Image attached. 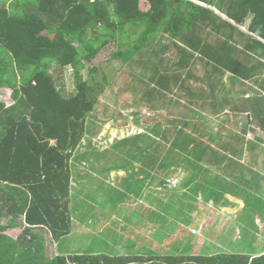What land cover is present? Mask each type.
<instances>
[{"label":"trees","instance_id":"trees-1","mask_svg":"<svg viewBox=\"0 0 264 264\" xmlns=\"http://www.w3.org/2000/svg\"><path fill=\"white\" fill-rule=\"evenodd\" d=\"M145 1L149 5L146 10L140 9L139 0H0V91H12L9 106H5L0 96V219H5L0 222V264H264V240L262 244L257 238V243L254 241V234L262 232L260 227L264 226V204L258 200L253 203L251 194L244 191L247 183L241 179V171L227 172L228 168L244 166L241 158L247 153H252L251 163L256 156L254 150L264 155V0H194L211 6L225 18L190 0ZM239 27H245L246 31ZM211 35L215 38L209 42ZM110 42L117 46L114 57L125 65H140L149 72L141 99L151 110L156 109L154 100L162 97L179 100L172 95L173 90L185 91L201 101L191 110L196 120L186 115L181 119L167 118L172 125L181 122V126L162 129L157 123L149 128L148 134L136 133L115 141L112 151L119 146L134 145L136 153L131 157H138L143 166L188 170L182 183L189 190L182 192L187 198L208 186H211L208 197L222 207L226 203L225 194L242 196L244 207L235 214V220L243 218L236 225L238 235H231L228 246L211 245L216 251L207 253L206 249L193 248L202 240L194 246L188 243L181 246L175 240L169 250L159 254L151 243L138 246L135 235L126 239L132 241L114 246L110 253L47 254V235L59 245L58 240L72 231L70 204L75 198L71 185L75 160L90 155L96 161L105 152L91 149L90 153L81 154L78 149L89 131L86 119L109 83L104 73L99 81H93L95 67L88 70V79L82 71L85 62L92 61ZM171 47L177 59L164 60L168 63L162 67L165 72H161L160 55ZM136 54L141 57L135 59ZM144 56L158 61H152L151 57L146 61ZM195 60L202 63L206 82L197 92L192 91L186 80H180L182 70H186V79L194 78L191 68ZM66 67L72 71L74 85L70 90L65 86ZM249 81L259 87V92L253 93ZM237 85L240 92L234 93L232 88ZM207 101H211L208 108L219 125L214 133L213 120L199 116L209 110L204 107ZM226 110L234 115L247 112L250 120L245 124L253 123V129L261 130L260 140L246 137L240 128L222 135L229 114H225ZM159 136L163 139L168 136V144L156 140ZM88 163L93 167L92 162ZM206 166L223 172L215 177L205 172L199 179L201 182L196 181V175ZM119 169L124 166H104L100 172ZM129 172L131 180L123 181L128 193L133 183L143 184L151 178L146 171V176L132 178L133 167ZM256 174L253 172V178ZM170 192L168 199L154 198L150 202L158 208L164 205L170 208V204L175 206L182 201L184 196ZM172 199L176 202L168 201ZM186 206L178 205L180 209ZM175 210L176 206L169 214L187 225L188 218H181ZM150 211L151 221L155 222L157 211L153 208ZM21 224L17 237L6 233ZM158 226L153 225L152 229L161 240L169 226L163 229ZM241 234L245 236L244 242L240 241Z\"/></svg>","mask_w":264,"mask_h":264},{"label":"rangeland","instance_id":"rangeland-1","mask_svg":"<svg viewBox=\"0 0 264 264\" xmlns=\"http://www.w3.org/2000/svg\"><path fill=\"white\" fill-rule=\"evenodd\" d=\"M217 14L221 15L219 12ZM221 17L225 18L223 15ZM239 28L246 31L245 27ZM214 38V35H211L208 41L212 42ZM166 39L163 42L166 43ZM116 50L117 46L110 42L94 56L92 61L85 62L86 67L82 71L85 79H88L87 77L90 75L88 70L95 67L96 71L92 73L93 81H99L102 73H104L108 77L109 83L104 86L103 92L99 94V103L96 104L94 111L86 119L89 131L78 151L81 154L90 153L91 149L99 153L103 150L105 152L104 154L101 152L103 156L96 159V161L90 155H84V158L77 160L74 159L76 162L74 163V170L72 168V193L75 194V198L72 199L70 204L73 211L72 231L68 236L58 240L59 245L47 235V254L53 256L58 252L73 253L74 251L110 253L113 251L114 246L117 247L120 242L132 241L126 239H133L135 235L137 236L138 246L142 247L147 243H151L152 248L157 249L159 254H164L169 250L171 243L175 240L181 246L185 243H188V246H194L196 241L202 240L198 241V247L194 246L193 248L206 249L207 253L216 251V248L211 247V245L228 246L231 235L233 233L238 235L239 230H236V225L241 222L243 217L240 216V219L236 221L235 216H233L235 209L234 211L231 209L226 210L224 207L214 204V200L208 197L211 186L204 187L197 195L191 194L190 198H187L182 192L187 193L189 190L187 187L182 186V183L189 174L188 170L159 168L156 165L143 166L141 160L137 159L138 157H131L132 154L136 153L134 145L132 147L129 145L119 146L118 149L112 151L111 147L115 141L136 133L148 134V132L150 133L149 128L155 127L157 123L162 129H173L174 126H181V122H175L172 125L167 121V118L174 116L181 119L186 115L188 118L196 120L197 116L195 117L191 110L201 103L200 100H195L185 91L173 90L172 95L179 100L174 102V100L169 101L167 96L162 97L160 100L152 101L156 109L151 110L141 99L146 89V77L149 72H146L140 65H125L120 58L113 56L117 52ZM166 53L175 55L173 57L168 56V58L177 59L176 52L172 47ZM140 57L141 54L135 55V59ZM166 63L168 62H164V64ZM159 68L161 72H165L161 66ZM71 73L72 71L66 67L64 80L66 89L69 90L74 85ZM191 74L196 79H186V70H182L180 80H186L192 91L197 92L198 87L205 86L204 68L199 60L194 61ZM226 77L224 75L223 79L226 80ZM239 88L237 86V89ZM252 88L255 90L254 92H259L257 91L258 86L252 84ZM0 93L5 102L11 101L9 96H5L1 91ZM209 113V110H204L199 116H205L204 120L209 119L212 121L214 117ZM212 125L214 126L213 133L219 130V125L216 124L215 120H213ZM251 127L249 130H254L255 134L246 129L239 130L250 139L260 140L261 132L257 128L253 129V125ZM228 128H232L231 124H228ZM226 129L224 127L221 131L222 135L227 132ZM168 138L167 136L163 139L159 136L156 140H159L162 144H168L166 142ZM136 143L143 145L141 141ZM124 148H130L131 150L126 151ZM121 151L124 153H120ZM254 153L256 156L253 163H251V155L241 158V162L244 166H250L252 171L259 170L261 172V165H264V156L257 150ZM88 161L92 162L93 167H90ZM161 161L165 162L164 160ZM110 165L124 166V169L109 173L100 172L102 167ZM131 167L135 172L132 178H142L146 176V172L149 173L151 178L146 179L143 184L133 183L128 193L123 181L125 178H129L128 181L131 180L128 176ZM202 168L196 175V181L201 182L199 179L205 172L210 177L220 176V173H222V171H217L212 166ZM252 171H245L243 173L244 177H252ZM256 171L255 173H257ZM254 178L256 180V177ZM159 180H163L164 183L162 185L158 184ZM208 180V183H211V179ZM216 184L215 187L220 192L218 183ZM170 191L177 192L178 197L184 196L180 202H176V199L168 201L176 202V214L180 217L183 216L181 218H188L187 225L179 223L177 218L169 214L173 211L174 204H170V208L165 207V205L158 208L153 202H150L154 198L168 199L167 195L171 193ZM262 197L264 198V195ZM182 203L187 206L180 209L178 205L181 206ZM236 205L235 203L234 207ZM188 206H193L194 209L188 211ZM151 208L157 211L153 219L155 222L151 221ZM0 222H5V219L1 218ZM153 225L154 227L159 225L162 229L169 226V230L166 231L167 234L161 236V240L156 237L157 231L152 229ZM22 227L23 224L16 228L7 229L6 233L15 238L21 233ZM122 234L126 236L125 239L122 238ZM254 235V241L256 242L257 238V242L262 244V238L256 233ZM244 240L245 236L241 234L240 241L244 242ZM206 244H208V247L203 246Z\"/></svg>","mask_w":264,"mask_h":264},{"label":"crops","instance_id":"crops-1","mask_svg":"<svg viewBox=\"0 0 264 264\" xmlns=\"http://www.w3.org/2000/svg\"><path fill=\"white\" fill-rule=\"evenodd\" d=\"M190 1H194V0H190ZM194 2H196V3H199V4H201L202 6H204V7H208V8H212L211 6H207V5H205V4H203V3H200V2H198V1H194ZM149 6V5H148ZM141 9V8H140ZM214 11H216L214 8H212ZM141 10H143V9H141ZM217 13H218V11H216ZM215 12V13H216ZM168 55L169 54H167V53H165V54H161L160 55V59L159 60H161L162 61V64H161V67H163V66H165V64H164V60H166V59H169L168 58ZM145 58V60L147 61L150 57H151V60L152 61H158L157 59H155V58H153L152 56H144ZM162 70H163V68H162ZM195 78V77H194ZM196 79V78H195ZM251 82V81H250ZM248 82V84H251V89H252V91H253V93H257V92H254L255 90L252 88V84L254 85V86H257V85H255L253 82ZM205 84H206V82H205ZM238 86V85H237ZM237 86L236 87H233L232 88V90H233V92L234 93H236V92H238L239 91V89H237ZM200 88V87H199ZM202 90V87H201V89H200V91ZM244 90H245V92H247L248 93V95H251L250 93H251V91H249V89L248 88H244ZM204 92H206L207 91V88H205L204 90H203ZM257 91H259V89L257 90ZM240 92V91H239ZM240 96H241V94H240ZM245 96H247V95H245ZM232 102V101H231ZM210 103H211V101H207L206 103H205V106L204 107H206V109H209L208 107L210 106ZM237 104V103H236ZM245 109H247V107H244ZM226 109H230L228 106H226ZM209 114L210 115H212L211 114V111H210V109H209ZM229 112L226 110L225 111V114H228ZM245 115L248 117V119L246 120L245 119ZM250 115L247 113V112H243V113H240V114H238V115H234V114H232V113H229L228 114V118L227 119H225L224 120V126L227 128L226 130L229 132V131H236L239 127H240V129H246L247 131L249 130V128L251 127V125L253 124H245V123H249V117ZM216 121V120H215ZM216 124H218V122L216 121ZM228 124H231V126H232V128H228ZM245 125H247V126H245ZM254 126V125H253ZM242 127V128H241ZM257 128V127H256ZM257 130H259L260 132H261V130L260 129H258L257 128ZM249 132H251L252 134H255V132H254V130H249ZM247 136V135H246ZM261 136H262V132H261ZM255 151V150H254ZM258 151V150H257ZM254 153V152H253ZM252 154V153H251ZM251 154H245V155H243L242 156V158H244L246 155H251ZM262 154V153H261ZM263 155V154H262ZM264 156V155H263ZM251 158H252V155H251ZM244 165V164H243ZM261 167H262V170H261V172L258 170V171H256V170H254V171H252V168L250 167V166H242V167H237L235 170H233L232 168H228L227 169V172H230V171H233V173L234 172H239V171H241L242 173H244L245 171H252V173L254 172L255 173V171L258 173L257 174V176H256V180L253 178V176L252 177H244V175L241 177V179H243V181L245 180L246 182L245 183H247V186L245 187L244 186V191H248L249 192V194H251V197H250V199H252L253 201V203H255L257 200H258V202L259 201H262V203L264 204V198L262 197L263 195H264V165H261ZM217 171H222V170H220V169H217V168H215ZM223 172V171H222ZM221 174V173H220ZM260 174V175H259ZM233 177V176H232ZM230 180L231 179H234V178H229ZM255 180V182L253 183V181ZM72 185V184H71ZM201 194V193H200ZM225 196V200H226V203H224L225 204V206H224V209H226V210H229V209H231L232 211H234V209H235V214H238V212H240L241 211V209L244 207V198L242 197V196H240L239 195V197H237V196H234L233 194H231V193H227V194H225L224 195ZM257 198V199H256ZM247 200H249V198H247ZM256 200V201H255ZM214 202V201H213ZM212 202V203H213ZM243 202V203H242ZM235 203L237 204L235 207H234V205H235ZM214 204H217V203H214ZM264 210V209H263ZM264 212V211H263ZM235 214L233 215V216H235ZM258 218V217H257ZM73 220V219H72ZM258 220H260V217L258 218ZM260 230H262V232H260V231H258V233H256L257 235H259L263 240H264V226H262V228L260 227ZM57 252V251H56ZM55 252V253H56ZM264 252V251H263Z\"/></svg>","mask_w":264,"mask_h":264},{"label":"built area","instance_id":"built-area-1","mask_svg":"<svg viewBox=\"0 0 264 264\" xmlns=\"http://www.w3.org/2000/svg\"><path fill=\"white\" fill-rule=\"evenodd\" d=\"M90 1H94V0H90ZM139 7L141 8V9H143V10H146L147 8H148V4L146 3V1L145 0H139ZM11 90H8V89H3V92H2V94H4L5 96L7 95V96H9V97H11ZM0 96L3 98V96L1 95V93H0ZM4 99V98H3ZM12 104V101H7L6 103H5V106H9V105H11Z\"/></svg>","mask_w":264,"mask_h":264},{"label":"water","instance_id":"water-1","mask_svg":"<svg viewBox=\"0 0 264 264\" xmlns=\"http://www.w3.org/2000/svg\"><path fill=\"white\" fill-rule=\"evenodd\" d=\"M224 16V15H223ZM225 17V16H224Z\"/></svg>","mask_w":264,"mask_h":264}]
</instances>
